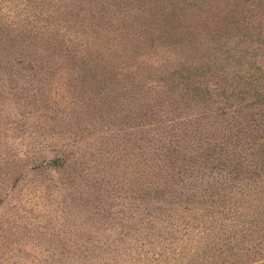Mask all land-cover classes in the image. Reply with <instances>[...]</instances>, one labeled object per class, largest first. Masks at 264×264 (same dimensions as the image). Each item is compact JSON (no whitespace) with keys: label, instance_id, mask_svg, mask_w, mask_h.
<instances>
[{"label":"rangeland","instance_id":"374dc122","mask_svg":"<svg viewBox=\"0 0 264 264\" xmlns=\"http://www.w3.org/2000/svg\"><path fill=\"white\" fill-rule=\"evenodd\" d=\"M9 1L34 34L9 31L0 20V256L57 264L48 257L97 256L101 240L120 238L147 256L110 264L163 262L148 256L161 246V222L147 228L140 213L159 209L145 201L154 180L175 189L191 180L198 189L199 176L218 170L243 185L233 203L227 198L213 220L203 219L205 230L219 225L234 245L184 263L264 264V0L0 5ZM107 14L128 28L107 36ZM45 19L80 43L64 45L55 35L36 42L51 29L31 23ZM223 148L238 159L237 175L225 172ZM139 179L150 193L132 198L127 181ZM195 220L189 224L202 228Z\"/></svg>","mask_w":264,"mask_h":264},{"label":"trees","instance_id":"16d2710c","mask_svg":"<svg viewBox=\"0 0 264 264\" xmlns=\"http://www.w3.org/2000/svg\"><path fill=\"white\" fill-rule=\"evenodd\" d=\"M12 7H17V5H13ZM45 14L49 15V12ZM115 17L117 16L108 14L101 17L103 23V33L107 36L117 33L119 30H122V28H124L125 30L128 28V26L126 25V21L118 22L115 20ZM0 20L1 25L3 21V26L6 25L9 31H17L23 34L27 33L29 35L34 34L27 32L28 26L26 25V21L23 17H19L17 12L13 8H11V1L0 5ZM31 24L32 27L37 29V31H42L44 28L50 27V32H41L38 39L36 40V42H38V40L43 39V41H41V44H46L48 38L54 37V35L57 36L58 39L53 40H58L64 45L72 44L76 47L77 44H79L81 41V38H76L79 36H76L73 39L71 37L66 38L63 37L62 34H58L56 32L58 31V28L49 26V23L46 19L41 23L34 22ZM125 65H121L120 68L124 67ZM131 66L132 65L130 64L127 67ZM230 149L231 148L227 149L228 152L225 150V148L222 149L224 152L223 156L224 158L226 156L227 160L224 170L225 172H228V174L235 173L237 175L238 173L232 170L235 168L234 162L238 159L234 157V152H232L233 150ZM214 172V174H210V179H201V176L198 177V180L202 181V186H200L198 189L195 184L190 182L191 180H188L187 183L183 182L184 184H186L183 189H177L178 187L175 189L171 184H165V182L163 181L158 182L157 179L154 180V183V181H151L148 178V182L151 181V184L154 183L151 192L153 193V195L150 199L149 197H147L145 201H151V204H154V202L158 201L159 203L155 204V206H157L156 208L159 209L156 211L148 207H143L140 211V213L142 214V220H145L146 224H148L147 228L155 227L153 221H159L161 222L162 230L165 231L164 234H161L159 232V228L157 227L156 234L159 235V237L156 240L162 241L160 244V248L162 247V249L158 248V250L155 252L151 251L148 256H164V258L163 262L154 264H186L184 262L198 259L199 257L202 258L203 256H220L225 244H228L229 248L234 245L235 236L230 239L227 238L226 241H224V239L222 240L223 237L218 234V229L220 226L215 225V223L218 222L217 220H214L215 223H213L216 226V230L211 229L207 231L205 230L206 227L204 225L205 222L203 219L210 218L213 220V214H215V212H218V209L226 203L227 198H232L231 202L233 203L235 197L231 193L237 187L242 186L243 184L238 182V177L235 178L234 182H227L225 179H222V177H225L224 175H221L218 170H214ZM254 174L257 175V181L255 183H257L259 185V188L261 189L262 182L260 179V173L258 174V172L254 171ZM140 176H145V174ZM183 183L181 182L180 186ZM127 188L131 193L134 194L132 198H135V196L139 198V195H141L139 194V191H141V193L143 194L150 193L149 189L141 185L140 179L139 181L128 180ZM259 188L258 186L256 188L252 187L249 189V191L256 192L259 190ZM153 211H156V214H154L155 212ZM190 218H195L196 220L194 221V223L196 224V226L198 227L199 225L202 228L193 227L192 222L189 224ZM212 220L208 221L206 225H211ZM136 223L137 222L133 221L130 222V225H128L129 228H135ZM104 229V227L101 228V232H103ZM97 233H100L98 229L95 228L94 230H92V235L96 236L95 239L101 240L102 238L98 237ZM105 240L106 239L100 241L102 245L106 246L104 248L105 251L98 253L97 256H49V262L56 261L55 263L57 264H84V259L97 257L93 259V263H99L100 260L101 264H110L116 256H147L146 253H140L139 250H136L135 253L134 248L133 250H131L132 246L127 240L117 238V242L111 245H107V242H105ZM124 263L128 264L127 262H119L116 264ZM0 264H33V259L26 258L25 256H0ZM134 264L143 263L136 262Z\"/></svg>","mask_w":264,"mask_h":264}]
</instances>
